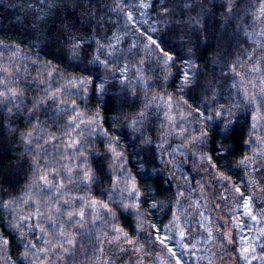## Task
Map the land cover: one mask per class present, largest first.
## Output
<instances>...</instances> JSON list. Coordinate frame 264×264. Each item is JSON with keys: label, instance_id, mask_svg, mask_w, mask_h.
I'll return each mask as SVG.
<instances>
[{"label": "trees", "instance_id": "16d2710c", "mask_svg": "<svg viewBox=\"0 0 264 264\" xmlns=\"http://www.w3.org/2000/svg\"><path fill=\"white\" fill-rule=\"evenodd\" d=\"M123 1L128 3L129 0H0V93L8 90L15 93L0 95V264H62L67 261L66 241H74L77 236L79 241L83 219L91 215L96 204L113 217L115 225L127 234L145 258L153 257L152 247L172 254L156 235L151 210L159 211L163 219H170L187 200L185 187L175 188L164 178L161 159L164 160L165 152L171 149L172 135L178 138L177 132L182 129L180 123L170 133V114L165 104H173L169 96L173 101L176 98V80L183 70L180 57L192 52L196 75L189 91L195 99L190 105L185 104L189 109L184 111H189L188 132L184 131L181 136L183 141H190L195 171L192 193L200 192L201 199L206 200L218 219V234L223 236L221 217L227 205L226 185L242 175L238 170L252 155V143L258 130L254 120L257 111L252 109L254 95L246 96L247 105L243 100L238 107L228 104L231 102L221 104L223 92H219L223 85L216 82L222 74L211 69L210 62L213 58L229 61V75L245 74L250 67L264 65V46H253L250 51L256 55L246 58L251 38L233 49L225 44L230 35L225 25L238 18L239 0H182L184 5L178 2L176 8L173 0H146L149 7L142 6L144 10L155 14V21L160 20L155 24L150 20L152 30L157 31L144 35L131 25L132 34L122 36L119 30L125 29L122 25L132 23ZM191 1L197 6L192 12L187 7ZM132 2L142 4V0ZM162 7L169 11L163 12ZM187 14L200 17L194 23L200 31L198 43L173 40V36L180 35L182 18ZM73 38L82 40L81 47L88 54L86 58L83 55L80 59L72 57L69 45ZM100 44L112 46V55L102 49L101 60L107 59V66L92 61ZM168 53L172 54V59L165 63ZM106 68V75L112 80L108 81L109 90L101 100L98 77ZM247 76L250 75L240 78L238 91H243V80ZM81 78L87 82L81 84ZM141 85L145 87L140 88ZM231 90L242 99L235 88ZM141 92L144 102L139 95L137 97ZM162 94L164 102L156 99ZM41 99L43 103L39 102ZM141 111L148 119L140 122L142 127L137 125L138 130H133L130 120ZM203 113L208 114V122L204 121ZM74 115L80 118L74 121L71 119ZM178 116L174 117L175 122ZM224 121H231L232 125L227 135ZM203 131L208 135L201 141ZM141 135L152 137L154 144L142 145L137 139ZM116 137L119 140L113 146L123 157L113 160L107 149ZM76 141L80 143L74 147ZM131 142L135 143L134 147H140L136 153L143 161V170L134 157ZM222 144L231 151L220 155ZM245 157L247 161L240 163ZM104 160L117 167L101 171L98 165ZM89 167L97 172V178L91 183L83 178ZM221 172L223 176L219 175ZM260 172L264 174V169ZM125 173L132 174L137 183L150 189L155 197V208L151 207V201L142 203L139 220L129 210L119 207L121 193L127 197L124 184L113 188L109 182V177L115 181ZM38 174L47 176L51 186H45L43 181L33 183ZM183 185L181 181L180 186ZM146 188L141 187V191ZM93 201H96L94 205ZM104 203L109 204L112 213L103 207ZM56 207L60 208L59 212ZM80 209L85 212L84 217L68 218V211ZM21 229L26 236L21 234ZM26 250L29 255L24 257L21 254ZM237 251V247H233L227 253L233 258L237 257Z\"/></svg>", "mask_w": 264, "mask_h": 264}, {"label": "rangeland", "instance_id": "374dc122", "mask_svg": "<svg viewBox=\"0 0 264 264\" xmlns=\"http://www.w3.org/2000/svg\"><path fill=\"white\" fill-rule=\"evenodd\" d=\"M173 2H175V8L179 4L184 5L182 0H173ZM178 2L180 3L178 4ZM193 2L191 1L188 4L189 6H187L190 12L197 7ZM239 2L241 4L239 13L237 14L238 18L233 21L230 20L225 25V29L230 34L226 38L227 43L224 42V37L223 41L219 40L233 49L244 42L247 43L245 39L250 40L251 38L253 41H248L250 42L248 43L250 44L249 50H246L247 52H245L244 56L246 58L250 56L254 57L256 54L254 51H250V49L253 46H264V15L261 14V9H264V0H239ZM122 5H126L123 7L128 10L130 20H132L130 25H122L125 28L124 30L122 28L119 29L122 30V36L131 33L132 27H135L137 32H141L144 35H146V32L152 35L157 31L152 30L150 20L154 21L153 24L160 22V20L157 19L155 21L156 15L145 11L141 2L129 0L128 3L124 2ZM186 13L187 10L184 14ZM186 17L182 18L180 35L173 36V40L176 43L181 42L182 39H185L187 42L198 43L197 39L199 38L198 33L200 31L194 27L196 25L194 23L199 15L187 14ZM162 21H164V17ZM254 42L256 44H253ZM192 53L180 57L183 70L176 80V98L174 101L170 100L173 102L172 105L165 104L166 110L172 117L170 119V133L171 131H175L174 127L179 126L180 123H182L180 125L182 129L179 133L177 132L178 138L175 134V137L172 135V142L169 144L171 149L169 152H165V156L167 157H164V160L161 159L163 163L161 172L164 178L170 184H173L175 188L181 189L185 187L187 200L185 205L183 204L184 207L182 206L181 208L179 206L178 213L171 216L170 219H163L159 211L151 210V214H154L152 218L156 227V235L172 254L167 253L165 249L157 251L152 247L150 252L153 257L145 258L144 255L135 249L132 243H127L123 236L119 240H113L112 238L116 235L115 229L119 228L115 225L113 217L96 204L92 213H90L91 215L83 219L79 230V234L81 235L79 241L77 236L74 244L70 245L67 243L68 247H65V249H68L65 252L67 261L62 262V264H264V174L260 172V170L264 169V115H262L264 113V65L250 67L245 70V74L236 72L237 74L230 73L229 75V61L226 62L213 58L210 62L211 69L222 75H228L224 77L226 82L223 83L225 79H220L222 77L221 74L219 79L217 78L218 82H216L217 85H223L222 91L219 92V94L222 92L224 94H222L223 101L221 104L231 102L228 104L238 107L241 106L243 100V103L247 105L248 99H246V96L249 95L251 97L254 95L253 98L256 100H252V103H255L252 109L257 111L256 119L254 120L256 121L255 129L258 130L255 132L256 136H254L252 143V155L247 164L238 170V172H242V175L238 176L235 182H230L226 185L227 205L226 209L222 211L223 214L221 213V222L224 225V233L221 237L217 231L219 229L216 224L218 223L216 215L211 213L206 200L201 199L200 192L194 191L195 194L192 193L195 190V171L192 169L191 150L188 145L190 141H183L184 137L181 136V133H184V131L188 132L186 124L189 121H186V116L189 115L187 114L189 111L187 113L184 111L189 109L185 104L190 105L192 100L195 99L192 92L189 91L195 82L196 75L194 73L196 60L192 58ZM221 68L222 71H220ZM106 70L107 68L103 69V75H99L97 88L102 81H106V87L108 81L112 80L110 75H106ZM122 72L126 73L125 71ZM184 73L190 74V79L193 81L192 84L184 85ZM248 74L250 76H247L248 78L243 80L244 85L241 89L243 91H238V86L242 82L240 78ZM144 87L140 86V88ZM231 88H235L237 92L241 93L242 99L237 95L234 96ZM140 90H137L138 93ZM98 95L102 100L105 93L101 94L98 90ZM138 95L144 102L142 92L137 94V97H139ZM162 95H158L156 99L164 102L163 100L166 101L164 99L165 95ZM208 100L211 101V95H209ZM145 105H148L147 102H145ZM257 105H260L259 109ZM229 112L231 113V111ZM229 112H226L225 115L229 116ZM178 114L180 118L175 122L174 117ZM204 116V121L208 122V114H204ZM117 134L119 135L118 132ZM131 144V147L133 145L136 146L135 143L131 142ZM134 146L132 149L135 152L134 157L138 161L139 168L143 170V161L141 162L140 157L136 153L140 147ZM257 149H260V151L258 152ZM222 153L220 151V155ZM181 181L184 183L183 186H180ZM236 188L244 189L245 194L243 199H240L236 194ZM248 195H252L253 197L251 214H249L246 208L238 206L247 203ZM254 216L257 219H253ZM233 247H237L238 254L237 257L233 256L231 258L227 252L229 248ZM243 249H247L248 251L245 253Z\"/></svg>", "mask_w": 264, "mask_h": 264}, {"label": "snow or ice", "instance_id": "6c2138e0", "mask_svg": "<svg viewBox=\"0 0 264 264\" xmlns=\"http://www.w3.org/2000/svg\"><path fill=\"white\" fill-rule=\"evenodd\" d=\"M142 6L143 7H149V4L146 2V0H142ZM232 8V4H229V11H231ZM163 12L167 13L169 11L168 8L166 7H162L161 9ZM261 14L264 15V9H261ZM206 39V37H205ZM82 44V40L80 39H76L73 38V42L69 45V50L71 52V55L73 58L75 59H80L81 56L83 55L85 58L87 57V53L84 52V50L81 47ZM112 46L109 45H103L100 44L98 45L97 49H96V54L92 56V61L93 62H99L104 64L105 66L108 65V60H101V54H102V49L106 50L108 55H112V51H111ZM161 52L164 51L163 48L160 49ZM172 59V54L168 53V56L165 60V63H167L168 60ZM235 70V66H233V71ZM126 71V69H125ZM127 77H124V80H126ZM87 81L83 78L80 79V83L84 84ZM183 83L184 85H188V84H192L193 81L190 79V74L189 73H184L183 75ZM106 81H102L99 85H98V90L101 94H104L107 89L105 87ZM14 95L15 93L11 92V90L5 91L3 93H0V95L3 96H7V95ZM169 100L172 99L171 96L168 97ZM40 103H43V99H41L39 101ZM145 107H147L145 105ZM258 109L260 107V105H257ZM196 111L198 112L199 109H196ZM262 115H264V113H262ZM80 117L79 115H74L71 117L72 120H78ZM98 118V116H97ZM172 117L169 116V119H171ZM256 117H254L255 119ZM146 119V113L144 111H141L139 113H137L136 117L130 120V126L133 128V130H138L137 125L140 124V122L142 120ZM140 126L142 127V124H140ZM231 121H224V134L227 135L228 130L231 127ZM105 134L109 135V133H107V131L105 130ZM30 135V134H29ZM208 133L207 131H203L200 133V138L201 141H203L206 137H207ZM137 139H139L142 143V145L144 146H152L154 144V140L152 139V137L150 136H146V135H141L138 136ZM119 140V137H116L111 143H109L108 145V149L107 151L110 152L112 154V159L113 160H118L120 158L123 157V153L122 152H117L116 148L113 146L116 141ZM28 143H31V140H28ZM80 142L76 141L75 144L73 145L74 147L76 145H78ZM220 151L224 152V153H228L231 151V149L227 146L222 144L220 147ZM257 151L259 152L260 149H257ZM86 155V154H85ZM208 159H211V157H208ZM247 157L244 158V160L240 161V163H244L245 161H247ZM225 162L226 161V157H225ZM36 164H39V161H35ZM99 169L101 171H103L104 168H112L113 170L115 169V167H117V165L115 164H109L107 162V160L101 161L100 164L98 165ZM52 171L54 172L55 169H52ZM71 171V170H69ZM220 176H223V172L219 173ZM83 178L84 180H86L87 182L91 183L93 182V180L95 178H97V172L95 170H93L92 168H88L86 171H84L83 173ZM39 181H43L45 186H51V181H49L48 177L45 175H37L36 180L33 183L39 182ZM109 182L111 187L113 188H118L119 185L121 183L124 184V192L127 193V197H125L123 195V193H121V197H120V203H119V207L129 210L130 214H134L137 219L139 220L142 216V210H141V205L142 203H146L148 201H151V207L155 208L157 206L156 201H155V197L153 195H151L150 189H147L146 186H142L140 184L137 183L136 178L134 176H132V174L130 173H125V176H117L115 181H112V178L109 177ZM61 185H63V181H61ZM141 187H145L146 190L145 191H141ZM236 194L238 195V197L240 199H243L244 197V189L241 188H236L235 189ZM31 199V198H29ZM252 195H248L247 197V203L242 204V205H238L241 207H244L248 210L249 214H251V204H252ZM96 203V201H93L92 204L94 205ZM8 205L6 204L5 207H7ZM103 207L105 209L108 210L109 213H112L113 210L111 208H109V204L108 203H104ZM56 211L59 212L60 208L56 207ZM114 214V213H113ZM68 218L71 220L74 216L79 215L80 217H84L85 216V212L83 211V209H80L78 211H68L67 213ZM31 217H25V219H30ZM253 219H257V217H253ZM17 228L20 227L19 224L16 225ZM41 231H43V229H41ZM116 235L112 238L113 240H119L121 238V236H123L126 240L127 243L131 244L132 240L127 238V234L123 232L122 229H115ZM21 234L26 236V233H23L22 229H21ZM61 235L63 236L64 234L61 233ZM181 235H183V233H181ZM68 244H74L75 241L68 239L66 241ZM27 247V246H26ZM59 247L63 248V245H59ZM41 251H46L44 249H42ZM65 252L68 251V249H64ZM243 251L246 253L248 250L247 249H243ZM24 257H27L29 255L28 251L26 250L24 253L21 254Z\"/></svg>", "mask_w": 264, "mask_h": 264}]
</instances>
